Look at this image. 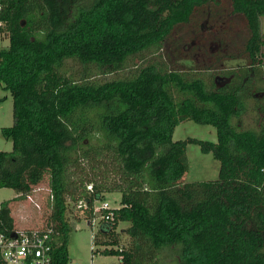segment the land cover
Wrapping results in <instances>:
<instances>
[{"label": "trees", "instance_id": "1", "mask_svg": "<svg viewBox=\"0 0 264 264\" xmlns=\"http://www.w3.org/2000/svg\"><path fill=\"white\" fill-rule=\"evenodd\" d=\"M0 2L10 42L0 84L13 99L0 189L25 200L48 178L54 264L69 263L67 214L91 221L92 206L117 192L120 207L95 245L118 264H264V0ZM184 27L182 43L174 36ZM214 41L234 46L224 59L245 64L224 78L210 65L178 66L203 60ZM248 114L259 117L253 127L243 125ZM188 120L215 127L217 142L174 141ZM189 144L220 162L217 180L181 184ZM11 210L1 203L0 232L15 228ZM121 223L129 227L118 232Z\"/></svg>", "mask_w": 264, "mask_h": 264}, {"label": "rangeland", "instance_id": "2", "mask_svg": "<svg viewBox=\"0 0 264 264\" xmlns=\"http://www.w3.org/2000/svg\"><path fill=\"white\" fill-rule=\"evenodd\" d=\"M221 6H219L220 8ZM231 16V15H230ZM233 17V18H232ZM234 21L240 22L236 17L231 16ZM207 19L202 22V29L206 32ZM190 29L184 27L182 31L176 32L177 34L174 38H177L179 42L185 43L190 37ZM262 31L264 33V18L262 19ZM229 42V41H227ZM194 41L191 42V45ZM230 44V42H229ZM10 42L8 36L0 32V51L7 50L9 48ZM231 45L221 46V43L214 41L210 45L208 56L199 57L190 61H178V66L183 69H194L200 67V69L209 68L213 72H217L221 78L222 70L237 68L245 64L244 60H228L224 59L232 53H235L234 46L230 48ZM185 51L189 52L191 48L189 45L185 46ZM168 53L171 51L167 47ZM166 51V50H165ZM217 54L214 62V56ZM156 55V54H155ZM148 57L152 59L154 54H149ZM213 58V60H212ZM224 59V61H221ZM213 61V62H212ZM145 61L136 60L137 64H141ZM198 63V65H197ZM212 64V65H211ZM213 64L215 66H213ZM132 69L134 67L132 66ZM198 74V71H195ZM116 77V75H101V79H110ZM121 77V74L118 75ZM224 81L223 79L220 80ZM259 118L257 114H248L244 120L243 125L253 127L254 119ZM13 125V99L9 91L4 89V86L0 84V152H11L13 150V143L10 139H6L2 133L3 128H9ZM189 138H196L203 141H210L216 143L217 131L216 128L211 125H201L193 121H184L176 128L173 136L174 141L187 140ZM186 156L188 160L189 169L181 180V184H191L198 182L214 181L219 178L220 173V162L216 160L213 154H206L202 152L201 148L197 144H189L186 149ZM49 181L46 177L41 185L34 191L32 196L33 200H15L17 194L13 189L3 188L0 189V205L5 201H12V216L15 221V227L18 229H43L47 227V215L49 214ZM121 194L120 193H107L103 200L97 201L95 203L96 207L100 208L104 203H107L112 209H117L120 207ZM74 214L68 213L67 216L71 220L72 231L69 234L67 248L69 262L73 264H118V256H106L103 254L105 247H99L95 245L93 240V235H96L99 231V219L97 218L92 225H89L88 220L82 218L80 221H76L73 218ZM128 223H121L118 227V232H122L124 229L128 228ZM121 243L123 245H128L130 239L127 234L121 235Z\"/></svg>", "mask_w": 264, "mask_h": 264}, {"label": "built area", "instance_id": "3", "mask_svg": "<svg viewBox=\"0 0 264 264\" xmlns=\"http://www.w3.org/2000/svg\"><path fill=\"white\" fill-rule=\"evenodd\" d=\"M2 8L0 2V11ZM3 27L4 24L0 21V29ZM28 200H33L31 195ZM88 209L90 207L85 200L82 199L76 203V210L83 212ZM92 210L93 218L88 221L89 225L93 226L98 218L100 227L102 221L108 222L114 218L113 209L107 203L100 208L94 204ZM53 235H58V232L46 227L43 229H17L15 227L9 233L0 232V264H54V251L58 245L53 244ZM93 240L95 243V235H93ZM105 249L103 254H105Z\"/></svg>", "mask_w": 264, "mask_h": 264}]
</instances>
